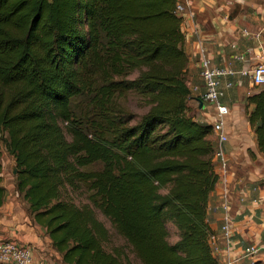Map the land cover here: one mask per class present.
<instances>
[{
  "label": "trees",
  "instance_id": "obj_1",
  "mask_svg": "<svg viewBox=\"0 0 264 264\" xmlns=\"http://www.w3.org/2000/svg\"><path fill=\"white\" fill-rule=\"evenodd\" d=\"M177 5L0 0V145L18 167L19 196L65 264H127L121 248H105L110 232L96 209L143 264H219L207 218L217 148L213 124L191 114ZM128 90L143 97L145 113L121 106ZM247 100L264 153V88ZM1 173L0 163V183ZM82 183L91 204L63 199L64 188ZM5 192L0 184V205Z\"/></svg>",
  "mask_w": 264,
  "mask_h": 264
},
{
  "label": "crops",
  "instance_id": "obj_2",
  "mask_svg": "<svg viewBox=\"0 0 264 264\" xmlns=\"http://www.w3.org/2000/svg\"><path fill=\"white\" fill-rule=\"evenodd\" d=\"M184 5L182 30L185 50L189 55L187 82L192 98L191 114L203 123H215L216 109L203 100L205 86L200 71L199 45L215 65L234 69L249 68L264 58V8L256 0H178ZM249 77H233L234 85L222 99L229 108L225 130L228 140L222 143L216 133L210 138L215 148L223 147L229 159V175L221 178L211 192L208 221L220 237L224 224L223 193L229 195L230 213L234 230V248L259 244L262 250L255 259H244L238 264L264 263V153L259 149L255 127L249 121V112L255 108L249 95L258 92ZM215 160L218 161L215 156ZM220 174L219 166L216 167ZM2 185V183H0ZM4 186V185H3ZM5 187V186H4ZM15 197L19 196L16 190ZM10 239L20 245H31L34 264H65L63 257L52 245L46 230L23 212L12 192H5L0 205V239ZM219 264H226L221 241L211 244Z\"/></svg>",
  "mask_w": 264,
  "mask_h": 264
},
{
  "label": "built area",
  "instance_id": "obj_3",
  "mask_svg": "<svg viewBox=\"0 0 264 264\" xmlns=\"http://www.w3.org/2000/svg\"><path fill=\"white\" fill-rule=\"evenodd\" d=\"M178 12L184 10V5L178 3ZM198 53L200 56V74L204 81L205 91L202 95L203 100L215 105V123L213 132L216 133L222 143L228 140L225 130L226 117L230 113L229 106L222 101L226 95V90L234 85L233 77L247 76L256 86L264 85V58L254 64L252 67L243 69H234L226 66L215 65L207 55V49L199 45ZM215 156L218 159L220 177L227 179L229 175V159L223 147L216 149ZM222 205L225 209L224 224L222 234L218 237L215 233L210 236V243L214 244L221 241L223 245V254L226 264H238L244 259H255L262 250L259 244H247L236 250L234 248L233 238L234 230L230 213L229 195L223 193ZM0 264H34V252L31 245H20L14 240L0 239Z\"/></svg>",
  "mask_w": 264,
  "mask_h": 264
},
{
  "label": "rangeland",
  "instance_id": "obj_4",
  "mask_svg": "<svg viewBox=\"0 0 264 264\" xmlns=\"http://www.w3.org/2000/svg\"><path fill=\"white\" fill-rule=\"evenodd\" d=\"M257 3L264 8V0H256ZM255 61V60H254ZM252 62L249 66H253L257 62ZM251 82V79L248 78ZM256 88H264V85L256 86ZM119 103L123 108L126 110L136 113L137 115H141L145 113L148 109L147 105L145 104V100L143 97L134 90H128L124 92L120 98ZM191 107V106H190ZM68 139H71V135L66 133ZM0 163L2 166V173H1V183L5 186L7 193L12 192V196H14V200L18 201L20 204L23 212L26 215L31 216L30 212L28 211V203L21 197L16 196L14 194L15 191V174L13 172V167L15 165L14 157L8 152L6 145L3 141H1L0 145ZM100 167L99 163L91 164L90 166L85 167L84 169L91 170V169H98ZM91 190L87 186V184L82 183L78 189H72L71 187L67 186L63 189V199L72 201L77 205L83 204H91L89 195L91 194ZM96 213L99 219L104 221L105 225L109 229V239L104 243L105 248L108 251H113L115 248H121L123 252L128 256L127 264H143L140 259L136 256L132 247L125 241V239L119 235L114 227L112 226L109 219H107L98 209H96ZM168 227L170 230V241L174 242L178 238V232L176 226L169 222ZM255 264H264L262 262H257Z\"/></svg>",
  "mask_w": 264,
  "mask_h": 264
},
{
  "label": "water",
  "instance_id": "obj_5",
  "mask_svg": "<svg viewBox=\"0 0 264 264\" xmlns=\"http://www.w3.org/2000/svg\"><path fill=\"white\" fill-rule=\"evenodd\" d=\"M198 99H199V102H200V107H203V100H201L200 98H198ZM13 172H14L15 175L18 172V167H17L16 163H15V165L13 167Z\"/></svg>",
  "mask_w": 264,
  "mask_h": 264
}]
</instances>
